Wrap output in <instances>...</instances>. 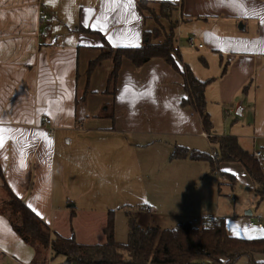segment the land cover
Instances as JSON below:
<instances>
[{
    "label": "crops",
    "instance_id": "crops-1",
    "mask_svg": "<svg viewBox=\"0 0 264 264\" xmlns=\"http://www.w3.org/2000/svg\"><path fill=\"white\" fill-rule=\"evenodd\" d=\"M138 1L0 0V127L6 129L0 148V200L6 182L52 230L68 236L73 229L82 243L105 241L108 212L115 211L110 197L131 186V175L144 174L148 155L180 162L184 171L218 176L206 160L171 157L176 146L215 150L198 113L181 103L183 76L165 60L156 57L137 67L124 59L115 91L107 90L111 59L88 71L102 39L79 28L101 32L114 47L139 46L144 30L156 23L139 10ZM172 18L182 63L197 57L186 43L190 38L198 43L193 48L204 53L200 58L205 65L218 63L215 76L196 75L211 79L205 91L211 134L226 135L218 130L221 116L243 114L251 106L252 149L244 144L246 136L231 135L245 150L260 151L264 168V0H182ZM45 117L52 120L53 135L43 123ZM218 169L236 178L231 186L218 177L220 196L224 186L234 194L241 185L253 197L226 193L232 215L215 216L224 219L230 235L264 238V202H259L250 175L235 161H222ZM253 199L256 209L250 208ZM140 205L149 208L145 217L154 216L162 225L165 214L158 205ZM34 255L9 217L0 213V264H29ZM253 259L264 262V253H254ZM63 260L58 256L49 264ZM235 264L251 262L243 256Z\"/></svg>",
    "mask_w": 264,
    "mask_h": 264
},
{
    "label": "trees",
    "instance_id": "trees-1",
    "mask_svg": "<svg viewBox=\"0 0 264 264\" xmlns=\"http://www.w3.org/2000/svg\"><path fill=\"white\" fill-rule=\"evenodd\" d=\"M148 2L138 1L137 5L142 13ZM158 3L164 10H171L173 6L182 4V0L180 3L165 0ZM161 17L169 22V28L166 29L152 17L155 27L144 30L143 42L139 46L114 47L101 32L80 27L79 30L99 35L102 39L100 54L90 62L89 73L103 60L111 59L113 69L109 73L107 90L113 87L115 91L124 59L130 60L137 67L152 58L165 60L183 76L185 96L181 103L198 113L203 130L208 134V140L215 150L213 153H206L176 146L171 157L206 160L211 165V172L227 176L231 186L236 183L235 176L217 172L219 164L222 161L240 162L252 179L259 202H264V168L259 159L240 145L237 136L211 134L213 122L207 111L205 95L211 79L198 78L187 63L181 62L176 36L177 21L172 18V14L164 11ZM247 88L248 84L243 89ZM2 190L4 196L0 200V213L9 217L13 228L35 250L29 264H49L58 256L64 258L60 264H235L243 256H247L251 264H264L253 259L254 253H264V238L247 239L230 235L222 217L205 216L199 225L191 220H182L174 227L163 228L156 219L155 222L143 224L135 214L125 209L128 233L127 239L120 241L116 237L115 211L109 210L104 227L105 241L82 243L77 240L73 229L68 236L52 230L50 224L18 197L6 182L3 183ZM143 208L144 205L137 206L135 212ZM74 214L72 212V216Z\"/></svg>",
    "mask_w": 264,
    "mask_h": 264
},
{
    "label": "rangeland",
    "instance_id": "rangeland-1",
    "mask_svg": "<svg viewBox=\"0 0 264 264\" xmlns=\"http://www.w3.org/2000/svg\"><path fill=\"white\" fill-rule=\"evenodd\" d=\"M176 8L177 7L173 6L171 10H164L159 3L148 2L145 5L144 13L147 16L154 17L162 26L168 29L169 22L162 18L161 14L164 11L173 16V11ZM158 28H160V26H158ZM186 43L189 49H194L193 51H195L197 55V57H195L196 60L194 59V61H190L191 63L189 61V63H187L196 75L215 76L220 72L217 61L210 62L208 66L205 65L200 58L201 56H205L203 55L204 53L202 54V50L193 48L195 44H198L195 40L192 45L188 44V40ZM230 108L232 107H229V109ZM252 116L253 110L251 106H248L243 114L230 111L229 115L225 114V116H221L222 127L220 126L218 130H220V132H225L221 134H243V136H246L244 143L246 148L252 149L253 144L251 138L254 136L251 130ZM235 125H237L238 131H233V133H231V128ZM214 130L216 131L215 127ZM216 133H219V131ZM206 145L208 146L207 142ZM148 157H150V155L145 158L147 160L145 162L144 174H137L136 176L131 175L129 179L131 186L125 191L123 190L122 194L114 195L113 198L110 197L112 200L110 208H114L116 213V235L117 239L120 241H125L127 239L128 232V220L127 216L124 214L125 210L124 212L120 210L122 204L130 205L125 209L135 214L139 222L144 224L146 222H155L154 216H146V218H143L144 214L149 211V208L146 207L135 212L137 208L135 205H140L142 203L151 205V202H153L158 205L159 210L165 214L161 226L163 228H171L182 220H192L194 224L199 225L202 222V218L205 216L232 215V208H230L225 198L227 194L232 196L235 195L236 198L238 196L244 198L253 197V192L241 185L236 186L234 194L224 186V195L220 196L218 194V177L221 182H226L229 181L227 176L220 175V173L218 176L212 174L201 175V173L198 175L199 173L197 174L198 171L196 169H194L193 173H191L189 169L184 171V168L179 164L180 162H172L159 155L150 159H148ZM262 162L264 166V152ZM217 172L221 171L218 169ZM252 204L254 206L250 208L256 209L258 205L255 199H253ZM258 208L261 209L262 207L259 206ZM82 226L83 233L86 234L88 232L86 217L82 219Z\"/></svg>",
    "mask_w": 264,
    "mask_h": 264
},
{
    "label": "built area",
    "instance_id": "built-area-1",
    "mask_svg": "<svg viewBox=\"0 0 264 264\" xmlns=\"http://www.w3.org/2000/svg\"><path fill=\"white\" fill-rule=\"evenodd\" d=\"M40 14H41L42 17H46V14H45L44 11L41 10V11H40ZM188 44H190V45L194 44V39H193V38H190V39L188 40ZM198 46H199V47H202L201 44H199ZM43 123H44V125L47 126L48 131H49V134L53 135L54 132H55V129H54V127H53L52 120H51L49 117H45ZM206 135L208 136V134H206ZM253 155H254L256 158H258V159L261 158V152L258 151V150L253 151ZM260 225H261V224H260Z\"/></svg>",
    "mask_w": 264,
    "mask_h": 264
},
{
    "label": "snow or ice",
    "instance_id": "snow-or-ice-1",
    "mask_svg": "<svg viewBox=\"0 0 264 264\" xmlns=\"http://www.w3.org/2000/svg\"><path fill=\"white\" fill-rule=\"evenodd\" d=\"M128 2H129V4H131L132 3V0H128ZM4 131H6V129H4L3 127H0V148H2L3 145H4V138H3V135H2V133Z\"/></svg>",
    "mask_w": 264,
    "mask_h": 264
},
{
    "label": "water",
    "instance_id": "water-1",
    "mask_svg": "<svg viewBox=\"0 0 264 264\" xmlns=\"http://www.w3.org/2000/svg\"><path fill=\"white\" fill-rule=\"evenodd\" d=\"M249 213H251V211H249Z\"/></svg>",
    "mask_w": 264,
    "mask_h": 264
}]
</instances>
